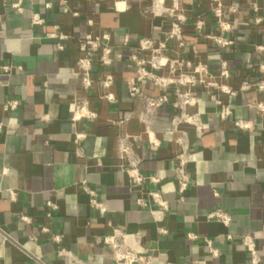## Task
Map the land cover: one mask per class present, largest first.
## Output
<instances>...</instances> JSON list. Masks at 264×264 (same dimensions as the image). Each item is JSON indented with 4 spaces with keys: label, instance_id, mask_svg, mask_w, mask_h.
Listing matches in <instances>:
<instances>
[{
    "label": "crops",
    "instance_id": "0c3cea01",
    "mask_svg": "<svg viewBox=\"0 0 264 264\" xmlns=\"http://www.w3.org/2000/svg\"><path fill=\"white\" fill-rule=\"evenodd\" d=\"M152 1L0 0V264H117L103 243L114 231L127 248L150 255L153 264H251L242 245L249 236L262 259L258 264H264V113L256 109L264 104V94L253 86L264 61V50L257 51L264 48V0H222L228 29L219 26L207 0H178L187 19L185 48L178 51L168 42L165 54L204 65L218 85L235 95L193 87L197 103L188 112L198 115L201 131L182 123L173 134L170 120L179 87L162 91L138 82L131 61L141 39L157 45L171 28L167 15L151 14ZM163 5L170 9L173 0ZM102 35L109 37L112 64L102 67L94 56V84L83 93L77 68L80 42ZM212 38L230 44L218 46ZM222 63L228 79L219 77ZM106 74L113 79L114 102L101 98L99 81ZM157 74L173 77L168 68ZM245 83L249 86L242 89ZM131 86L142 97H131ZM163 93L169 103L149 117L159 142L152 149L140 117L145 98ZM83 99L96 118L73 121ZM8 100L19 101L16 110L3 111ZM224 107L231 115L221 120ZM238 120L250 129H236ZM77 135L84 137L77 140ZM120 136L134 140L146 178L137 187L117 156ZM182 151L189 183L180 202L175 157ZM82 183L96 192L100 207L91 206ZM151 192L159 193L166 209L151 200ZM47 202L57 207L50 216ZM217 210L230 216L227 226L207 218Z\"/></svg>",
    "mask_w": 264,
    "mask_h": 264
},
{
    "label": "built area",
    "instance_id": "2783aa9c",
    "mask_svg": "<svg viewBox=\"0 0 264 264\" xmlns=\"http://www.w3.org/2000/svg\"><path fill=\"white\" fill-rule=\"evenodd\" d=\"M210 3L212 14L216 19L219 26L222 29H228L229 25L224 21L225 13L221 4L222 0H207ZM66 11V8L65 10ZM233 11V10H230ZM150 12L153 16L167 15L171 19V28L166 34L164 42H160L157 45L149 39H141L138 42V54L148 52L146 58L137 55L131 56V61L134 63L136 68V80L138 82L147 81L153 86L161 89L162 91L167 89L170 85H176L179 88L175 91L173 106L176 109V114L172 116L170 124L173 134L176 127L179 124L185 123L195 127L200 132L201 124L197 114H191L188 112L189 109L196 106L197 98L191 91L193 87L202 86L203 88H217L222 92L234 96L235 93L225 86H220L215 81V77L210 75L204 65L192 64L190 61H186L182 58L181 54L174 60H170L165 54L167 50V43H173L178 51L185 48V42L183 40L182 26L186 22V16L183 12L179 11L178 0H173V5L170 9H166L163 5V0H153L150 6ZM264 20V18H263ZM34 23H39L40 20L37 17H33ZM91 24V22H89ZM201 23L196 25V30L200 31ZM50 38L56 37V35H49ZM59 39H65L63 36H59ZM216 45L226 46L230 44L228 41H224L221 38H212ZM109 40L108 35H102L101 37L87 36L83 41L80 42L81 56L77 62L78 74L80 79V86L83 93H87L93 87V81L90 77L92 70L93 58L98 57V62L102 67H110L112 64L111 54L112 49L107 45ZM61 49V46H58ZM263 47H258L257 51L262 52ZM168 68L169 72L173 74V77H164L157 74V71ZM9 71L7 67L3 69ZM258 70L261 74V78L256 81L253 86L256 90L264 94V61L258 66ZM175 73H179L174 76ZM222 79H228V71L226 64L222 63V69L219 74ZM113 79L110 74H106L105 77L99 81L103 93L102 99L108 102H114V95L110 92ZM248 84H244L242 89L248 88ZM183 89V90H182ZM130 96L133 98L142 97L141 92L135 86L130 87ZM169 96L163 93L155 98H145L146 111L141 115L140 120L145 125V134L147 141L152 149H156L159 146L158 140L153 138V134L150 131V119L149 117L154 114L158 109L166 106L169 103ZM19 105L18 100H8L3 104V111L10 112L17 109ZM256 109L259 113H264V104L256 105ZM231 115L228 107H224L219 112V118L226 120ZM96 113L91 111L88 107V102L83 99L79 104L76 105L73 114V121H79L81 119L94 120ZM127 119L118 121V124L126 122ZM234 127L239 130H249L250 124L245 121H235ZM3 131V123L0 122V134ZM84 136L77 135V140H81ZM177 143L180 145L183 143V138H179ZM117 156L120 160L126 162L125 172L129 176L130 183L133 187H137L146 181V178L140 172V159L137 157L134 151V140L129 139L127 136L118 137L117 141ZM177 162V195L178 200L183 202L185 199L184 194L188 187L189 179L186 171L187 155L182 151L175 157ZM153 182L157 180L152 179ZM83 192L90 198V204L94 208L100 207L96 201V192L90 189L85 183H82ZM10 196L13 197L14 193L9 192ZM151 200L157 203L162 209H166V203L161 201V197L157 192L149 193ZM139 205H142V201H137ZM46 207L48 208V216L50 213L55 211L57 207L52 202H47ZM209 220H215L224 226L230 223V216L223 211L217 210L207 215ZM164 233V231H162ZM121 234L118 231H114L112 235L105 237L103 243L108 245L113 252L114 259L117 264H153V259L148 254L138 253L132 249L127 248L122 239ZM191 239H195V236L190 235ZM207 246L210 248L211 242L206 240ZM242 245L246 249L251 264H258L262 262V259L256 251L255 243L253 238L246 236L242 239ZM212 255L216 256L215 251H211ZM60 254H63L61 251ZM67 255V253H66ZM37 264V263H34Z\"/></svg>",
    "mask_w": 264,
    "mask_h": 264
},
{
    "label": "water",
    "instance_id": "95a60500",
    "mask_svg": "<svg viewBox=\"0 0 264 264\" xmlns=\"http://www.w3.org/2000/svg\"><path fill=\"white\" fill-rule=\"evenodd\" d=\"M182 264H184L182 261H181Z\"/></svg>",
    "mask_w": 264,
    "mask_h": 264
}]
</instances>
